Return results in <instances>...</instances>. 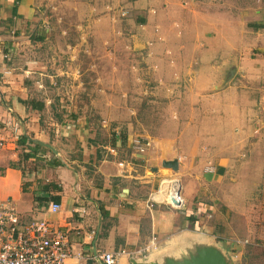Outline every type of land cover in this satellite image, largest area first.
Instances as JSON below:
<instances>
[{
  "label": "rangeland",
  "instance_id": "obj_1",
  "mask_svg": "<svg viewBox=\"0 0 264 264\" xmlns=\"http://www.w3.org/2000/svg\"><path fill=\"white\" fill-rule=\"evenodd\" d=\"M253 1L41 0L38 23L28 26L23 51L13 57L32 96L48 101L49 127L53 119L79 125L86 120L96 132L92 138L102 139V131L117 127L120 134L132 135L142 153L153 149L155 139L182 133L186 145L200 138L202 152L210 151L213 139L224 141L227 128L216 114L226 109L195 87L199 74L187 64L200 58L178 51L185 42L181 36H197L198 13L217 26L222 18L234 17L238 54L244 46L247 54L238 56V63L230 60L237 77L231 91L243 111L237 115L246 121L236 123L240 136L226 173L200 184L195 198L200 220L192 228L235 264H264V25L247 24ZM201 166L196 162L190 174L202 176ZM164 170L159 182L179 179L181 189L186 180L175 173L165 176Z\"/></svg>",
  "mask_w": 264,
  "mask_h": 264
},
{
  "label": "crops",
  "instance_id": "obj_2",
  "mask_svg": "<svg viewBox=\"0 0 264 264\" xmlns=\"http://www.w3.org/2000/svg\"><path fill=\"white\" fill-rule=\"evenodd\" d=\"M39 2L0 0V119L6 137V144L0 148V200H11L25 220L46 219L66 232L72 251L68 264H102L93 259L95 254L119 249L130 254L121 256L116 264H135L134 260L142 259L171 263L165 259L204 242V236L192 228L201 210L196 195L204 181L226 173L237 146L236 123L246 121L245 116L238 117L243 111L231 91L237 78L231 62L238 63V56L247 54L246 46L238 54L236 19L229 15L222 18L226 27H221L206 13H198L197 36H181L185 42L178 51L182 56L200 58L197 64L189 61L187 69L199 74L195 87L226 109L216 114L220 126L229 128L222 132L224 141L218 142L219 136L213 139L212 150L202 152L200 138L186 145L182 133L171 134L155 139L153 149L142 153L134 147L130 134L122 144L117 127L102 131V139L92 138L96 132L86 120L79 125L53 119L48 126L52 119L48 101L32 96L22 65L13 59L23 51L21 40L27 37L28 26L38 23ZM250 7L254 11L246 18L247 24L264 25V0H254ZM209 90L217 91L210 95ZM31 100L43 107L33 108ZM171 159L178 160L177 170L163 165ZM196 162L202 163V176L189 172ZM163 169L165 176L175 173L186 180L178 206L163 199L151 202L160 186L159 197L168 196L172 181L166 177L161 183L157 178ZM52 202L60 204L55 212L49 210ZM145 247L149 250L144 251Z\"/></svg>",
  "mask_w": 264,
  "mask_h": 264
},
{
  "label": "built area",
  "instance_id": "obj_3",
  "mask_svg": "<svg viewBox=\"0 0 264 264\" xmlns=\"http://www.w3.org/2000/svg\"><path fill=\"white\" fill-rule=\"evenodd\" d=\"M4 129V122L0 119V148L6 144ZM150 199L151 202L157 201L153 194ZM168 202L174 205L172 201ZM59 208L57 202L49 205L51 212ZM262 244L264 246V228ZM143 250L149 249L145 247ZM125 254L129 255L130 252L125 249L103 251L95 254L93 259L102 264H116ZM71 256L66 232L55 228L46 219L25 220L11 200H0V264H68Z\"/></svg>",
  "mask_w": 264,
  "mask_h": 264
},
{
  "label": "water",
  "instance_id": "obj_4",
  "mask_svg": "<svg viewBox=\"0 0 264 264\" xmlns=\"http://www.w3.org/2000/svg\"><path fill=\"white\" fill-rule=\"evenodd\" d=\"M164 166L171 167L173 170L178 168V160L171 159L163 162ZM171 201L174 204H180L176 196L170 194ZM192 250V251H191ZM171 261L168 264H232V260L228 259L224 252L215 244H202L196 245L193 249H189L187 253H183L180 258L172 257L165 259ZM135 264H156L146 260H134Z\"/></svg>",
  "mask_w": 264,
  "mask_h": 264
},
{
  "label": "bare ground",
  "instance_id": "obj_5",
  "mask_svg": "<svg viewBox=\"0 0 264 264\" xmlns=\"http://www.w3.org/2000/svg\"><path fill=\"white\" fill-rule=\"evenodd\" d=\"M160 191H161V189L159 190V191H157V193H155V194H153V197L156 199V200H161V199H163V200H167V201H171V198H170V195H169V193L170 192H172L175 196H176V198L179 200V202H181V199H180V185L178 186V183H176V182H174V183H172L171 185H170V187H169V190H168V196L165 198H160L159 197V195H160ZM174 204V203H173ZM179 204H174V206H178Z\"/></svg>",
  "mask_w": 264,
  "mask_h": 264
},
{
  "label": "trees",
  "instance_id": "obj_6",
  "mask_svg": "<svg viewBox=\"0 0 264 264\" xmlns=\"http://www.w3.org/2000/svg\"><path fill=\"white\" fill-rule=\"evenodd\" d=\"M260 26H263V25H255V27H260ZM26 103L28 102V101H25ZM31 103H32V107L33 108H42L43 107V104L42 103H39V104H36L37 102H35V101H33V100H31L30 101ZM33 102H34V104H33ZM119 135H121L120 136V138H121V142H122V144H125L126 143V138H127V136L125 135V134H119Z\"/></svg>",
  "mask_w": 264,
  "mask_h": 264
}]
</instances>
